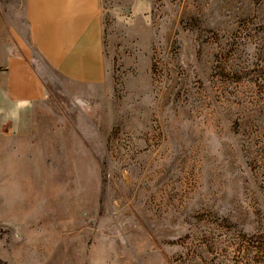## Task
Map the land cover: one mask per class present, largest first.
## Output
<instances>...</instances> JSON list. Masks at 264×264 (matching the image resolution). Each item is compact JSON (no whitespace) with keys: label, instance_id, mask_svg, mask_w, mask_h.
Masks as SVG:
<instances>
[{"label":"rangeland","instance_id":"obj_1","mask_svg":"<svg viewBox=\"0 0 264 264\" xmlns=\"http://www.w3.org/2000/svg\"><path fill=\"white\" fill-rule=\"evenodd\" d=\"M102 25L104 83L0 111V264H264V0Z\"/></svg>","mask_w":264,"mask_h":264},{"label":"crops","instance_id":"obj_2","mask_svg":"<svg viewBox=\"0 0 264 264\" xmlns=\"http://www.w3.org/2000/svg\"><path fill=\"white\" fill-rule=\"evenodd\" d=\"M5 5L0 0V111L46 101L56 76L89 86L106 81L103 0Z\"/></svg>","mask_w":264,"mask_h":264}]
</instances>
